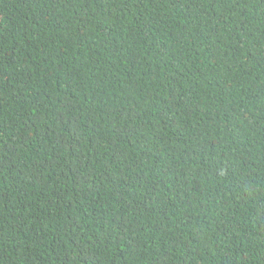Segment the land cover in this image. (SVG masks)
I'll return each mask as SVG.
<instances>
[{
    "label": "trees",
    "instance_id": "trees-1",
    "mask_svg": "<svg viewBox=\"0 0 264 264\" xmlns=\"http://www.w3.org/2000/svg\"><path fill=\"white\" fill-rule=\"evenodd\" d=\"M0 264H264V0H0Z\"/></svg>",
    "mask_w": 264,
    "mask_h": 264
}]
</instances>
